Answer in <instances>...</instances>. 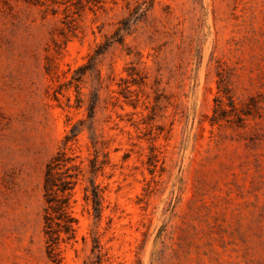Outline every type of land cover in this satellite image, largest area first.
<instances>
[{"label":"rangeland","instance_id":"obj_1","mask_svg":"<svg viewBox=\"0 0 264 264\" xmlns=\"http://www.w3.org/2000/svg\"><path fill=\"white\" fill-rule=\"evenodd\" d=\"M0 264H264V0H0Z\"/></svg>","mask_w":264,"mask_h":264},{"label":"trees","instance_id":"obj_2","mask_svg":"<svg viewBox=\"0 0 264 264\" xmlns=\"http://www.w3.org/2000/svg\"><path fill=\"white\" fill-rule=\"evenodd\" d=\"M78 133V126L74 125L46 168L44 191L47 206L44 219L46 234L49 235L52 244L50 249L76 238L78 220L73 216L72 197L81 177L85 176L81 165L76 164L75 158L70 155L73 145L78 140ZM90 161L95 165L94 160ZM88 179L93 195L99 200V186L95 184L94 178ZM84 190L85 200H89L90 188L86 186Z\"/></svg>","mask_w":264,"mask_h":264}]
</instances>
